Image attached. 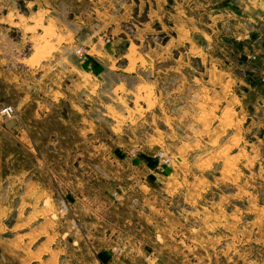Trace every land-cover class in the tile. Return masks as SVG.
<instances>
[{
  "label": "rangeland",
  "instance_id": "1",
  "mask_svg": "<svg viewBox=\"0 0 264 264\" xmlns=\"http://www.w3.org/2000/svg\"><path fill=\"white\" fill-rule=\"evenodd\" d=\"M227 1L0 0V221L60 264H264V38ZM131 43L168 60L121 95Z\"/></svg>",
  "mask_w": 264,
  "mask_h": 264
},
{
  "label": "crops",
  "instance_id": "2",
  "mask_svg": "<svg viewBox=\"0 0 264 264\" xmlns=\"http://www.w3.org/2000/svg\"><path fill=\"white\" fill-rule=\"evenodd\" d=\"M227 2L232 8V14L230 13L231 15L230 17H227V20L236 17L247 26L243 28V32L239 33V38L241 37L242 39L253 42H257L261 37L264 38V0H228ZM227 2L225 4H227ZM196 31H194V27L191 29L193 34ZM233 41H235V39H233ZM239 41V47H242L244 41ZM191 43L195 45L194 40H192ZM135 46L138 47V45ZM132 48L133 44L131 43V46L129 45V55L120 56V58H125L126 66L123 69L118 68V70L123 72H118L120 76L114 84V88H117L119 92L121 91V95L123 90L129 91V93H131V91L135 93L134 90H139V85L143 84L141 81L136 82L133 86L129 84L131 78L139 77V71L142 68L141 65H144V62L148 61H146V58L138 51L137 53H132ZM138 54L142 56H139ZM200 56L201 55H193V59L199 60L201 59ZM117 58L119 57H110L114 62ZM174 59H177V57H174ZM166 60H168V57H153L148 63H162L164 61L166 62ZM81 62L87 65L85 68L86 71L84 72L85 75L91 77L89 78L90 80H95L99 83L105 82L103 73L99 71L100 63L104 62V58L88 57ZM82 70L79 69L78 71L81 72ZM242 80L245 85L248 84L249 80L253 81L254 83L250 84L254 86L257 85V90H263V92H261L264 94V85L256 82L252 75L245 74L243 77H240L241 83ZM88 87H91V84H89ZM131 88H133V90H131ZM258 101L256 105H261ZM177 157L181 160V157ZM148 161L152 164H156L152 159H149ZM156 178L155 173L151 174L152 183L156 182ZM43 223L44 221L34 220L25 226L23 225L24 223H21L19 225L20 227H18L16 224L8 225L7 223L0 221V264H60L56 257L57 251L54 231L52 233L50 229L45 230L43 226L41 227V224ZM63 261H65L63 264H68L66 259H63Z\"/></svg>",
  "mask_w": 264,
  "mask_h": 264
},
{
  "label": "built area",
  "instance_id": "3",
  "mask_svg": "<svg viewBox=\"0 0 264 264\" xmlns=\"http://www.w3.org/2000/svg\"><path fill=\"white\" fill-rule=\"evenodd\" d=\"M1 113L4 116L10 117L14 113V108L12 106H10V105L5 106V107L2 108Z\"/></svg>",
  "mask_w": 264,
  "mask_h": 264
}]
</instances>
